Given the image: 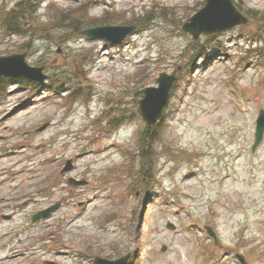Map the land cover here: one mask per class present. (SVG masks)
Here are the masks:
<instances>
[{
  "label": "rangeland",
  "instance_id": "rangeland-1",
  "mask_svg": "<svg viewBox=\"0 0 264 264\" xmlns=\"http://www.w3.org/2000/svg\"><path fill=\"white\" fill-rule=\"evenodd\" d=\"M17 1L0 0V16ZM232 1L244 12L264 11V0ZM202 3L41 0L36 14L22 18L30 37L10 35L17 26L6 32L0 22V57L27 43V63L50 68L52 86H62L52 92L3 83L0 213L11 219L0 218V235L10 234L0 264H92L97 255L127 253L137 257L133 264H239L235 252L248 264H264V138L251 152L255 120L264 110V43L244 26L192 40L181 26ZM56 13H63L61 21ZM70 19L79 20V30ZM129 23L139 30L120 46L78 33ZM194 46L202 56H194ZM174 72L162 116L164 143L189 156L174 162L165 151L157 179L136 192L130 171L140 164L141 89ZM68 159L73 169L60 175ZM69 176L87 185L70 186ZM57 202L50 218L31 226L33 213ZM210 221L221 248L202 229ZM48 232L52 244L40 241L13 258L28 249L21 247L24 238Z\"/></svg>",
  "mask_w": 264,
  "mask_h": 264
},
{
  "label": "water",
  "instance_id": "water-1",
  "mask_svg": "<svg viewBox=\"0 0 264 264\" xmlns=\"http://www.w3.org/2000/svg\"><path fill=\"white\" fill-rule=\"evenodd\" d=\"M247 19L237 10L231 0H206L205 6L193 15L183 26L184 31L189 32L194 39L201 34L218 33L227 28L236 25L245 24ZM132 26H102L88 29L81 32L91 38L104 39L112 44H121L122 41L133 32ZM25 55H13L0 58V76L7 77H25L31 80L43 81L45 76L41 74V69L31 68L25 62ZM175 81V75L170 76L161 74L156 80L157 88H147L143 92L145 98L140 101L139 113L148 123H154L160 116L163 107L167 102L169 92ZM264 133V111L259 112L256 121L255 141L252 150L260 144ZM68 165L65 170H68ZM75 185L83 184L78 181H71ZM59 207V203L40 211L33 217V222L39 219L47 218L54 210ZM168 228L173 229L171 224ZM209 236L213 238L217 244V238L210 227H206ZM238 260L245 264L243 258L236 256ZM130 256H124L114 261H108L100 257H96L94 264H127Z\"/></svg>",
  "mask_w": 264,
  "mask_h": 264
},
{
  "label": "trees",
  "instance_id": "trees-1",
  "mask_svg": "<svg viewBox=\"0 0 264 264\" xmlns=\"http://www.w3.org/2000/svg\"><path fill=\"white\" fill-rule=\"evenodd\" d=\"M53 6L54 5L50 4V6L48 7L49 9L53 10ZM37 7L38 4H35L34 0H21L20 2H18L13 10L8 14V19L10 21H6V30L9 31L11 27L17 26L16 32L22 31L21 24L23 22L22 18L24 17V12H31L35 14ZM60 14L63 13L55 14L57 20L59 21L62 20ZM246 15L250 18L249 33L252 35V37H255L264 42V32L258 34V28L260 26L261 30L264 31V11H248ZM70 20L72 22V25H75V30H79V28L77 27L79 20ZM26 45L27 43L20 45L19 51L26 52L28 50ZM45 70H47V73L51 72L50 68H45ZM51 76H54L53 71ZM19 81L28 89L31 87L35 90V87L37 85L35 83L31 84L25 79H21ZM53 83L54 82H50V84ZM47 87H49V85ZM55 87L56 88L53 89H58V84H56ZM137 134V157L140 161L139 170L137 172L131 170L130 175L135 176L136 185L141 189H143L146 183L147 188L152 186L154 178L157 179L155 174L157 160L159 156L165 151H168L174 162L180 163L179 158H187V156H189L187 150L183 148L169 149L168 146L164 143L167 134V127L164 125L163 120H160V122L153 126H144L141 130H138Z\"/></svg>",
  "mask_w": 264,
  "mask_h": 264
},
{
  "label": "flooded vegetation",
  "instance_id": "flooded-vegetation-1",
  "mask_svg": "<svg viewBox=\"0 0 264 264\" xmlns=\"http://www.w3.org/2000/svg\"><path fill=\"white\" fill-rule=\"evenodd\" d=\"M0 218L1 219H3L4 218V215H2L1 213H0ZM11 218V217H10ZM9 218V219H10ZM8 219V220H9ZM10 234H7V233H5V234H3V235H0V247L1 246H5L6 245V248L8 247V244L6 243V242H4L3 243V245H2V242L4 241V239L8 242V236H9ZM14 235L15 236H18V233H14ZM52 236V235H51ZM23 240H19V242L21 243ZM40 241H41V238H39V237H37V236H32L31 235V238H28L27 240L24 238V242H25V244H22V246L21 247H23V246H28V249H21V253H16V254H14L13 255V258H17V257H19V256H24L25 255V252L26 251H29V250H33V249H35V246L37 245V244H41L40 243ZM41 264H50L49 263V261L48 260H45L44 262H42Z\"/></svg>",
  "mask_w": 264,
  "mask_h": 264
}]
</instances>
